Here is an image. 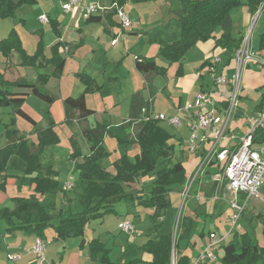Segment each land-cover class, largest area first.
Masks as SVG:
<instances>
[{"label": "trees", "instance_id": "16d2710c", "mask_svg": "<svg viewBox=\"0 0 264 264\" xmlns=\"http://www.w3.org/2000/svg\"><path fill=\"white\" fill-rule=\"evenodd\" d=\"M156 0H107L108 4L123 7L126 3H147ZM171 13L179 20L181 35L178 41L161 47L160 56L169 64L180 63L185 55L199 42L215 40L217 47L236 52L242 43V39L236 40L232 36L231 12L241 6L248 7L251 14H256L260 8L264 13V0H166ZM37 0H0V19L15 17L17 10L24 5H35ZM115 14V12L113 11ZM102 18L98 15L91 16L86 24L100 23ZM54 35L62 38V34L55 22L50 21ZM221 29L219 38L214 35ZM38 34H41L39 32ZM81 43L73 46L78 48ZM66 47L63 42L56 43L52 48V57L46 60L44 45L40 35L37 51L34 55L27 54L22 41L15 30L8 37L0 41V53L5 58H10L13 53L18 54L21 67L40 69L43 65H52L50 72H38L35 82L0 80V107L11 106L15 114L28 123L37 127L39 144L31 142L27 137H17L18 131L7 128L10 144L0 149V189H6L8 180V163L12 156H18L26 165L25 175L19 179L21 186H34L35 194L29 198H12L15 205L13 210L0 209V220H4L9 232L25 231L46 240V230L51 226L52 218L47 209L41 204L36 194L46 195L58 190L59 184L52 179L53 167H43L41 152L45 144L56 143L58 136L52 131L54 120L48 121V128L38 127L37 122L22 109L26 101L27 93H13L11 89L22 88L31 90V94L38 99L53 104L55 97L47 89L50 78L62 76L65 59L59 54L61 48ZM259 50L264 53V33L260 37ZM208 64H203L202 67ZM136 69L144 74L165 75L166 68L157 65L155 58H136ZM78 79L85 87L84 92L76 97H69L64 101L66 121L71 120L72 111H77L79 120L86 121L94 112L86 106L85 96L99 90L95 80L86 74H77ZM259 107L264 109V86L260 89ZM143 109H151L139 94L131 101L130 119L122 125L102 126L82 129V135L91 144L89 156H82L79 148L74 149L72 158L78 161L79 179L86 185L84 195V209L80 213L69 218L62 219L54 228L57 240L82 238L80 248L85 246L84 236L87 226L91 221L103 219L105 216L115 214L114 204L126 201L137 203L147 209H152L150 217L163 218L166 211L172 206L171 194L182 192L188 182V175L183 161L176 157V146L172 143L174 138L169 132L160 126L159 121H145ZM1 122V120H0ZM14 124V123H13ZM137 129L132 136V129ZM114 138L118 145H139V154L131 161L126 155L122 156L114 164L115 172L104 169L99 161L106 158L109 153L103 148L105 136ZM49 136V139H48ZM179 145L183 142L178 140ZM255 144H264V129L257 130L254 136ZM204 156L202 153L201 157ZM220 166L211 162L209 167ZM213 166V167H214ZM208 174H212L208 171ZM153 175L149 197L135 196L126 193L123 184L138 183L144 177ZM264 223V218L259 217ZM163 222V221H162ZM160 226V225H159ZM157 226L156 228L158 229ZM194 227L191 217L180 216L176 234H159L149 238L140 250L152 257L150 264H172V255L177 250L176 264H190L187 255L182 254L178 248V242L187 237ZM245 227V226H244ZM182 233L180 234V231ZM246 231V230H245ZM89 257L92 262L100 264L114 263L109 258L110 251L99 240H92L87 244ZM223 264H264V248L255 240L252 232L235 234L233 239L223 246V256L220 257ZM138 262L131 261L129 264Z\"/></svg>", "mask_w": 264, "mask_h": 264}, {"label": "crops", "instance_id": "0c3cea01", "mask_svg": "<svg viewBox=\"0 0 264 264\" xmlns=\"http://www.w3.org/2000/svg\"><path fill=\"white\" fill-rule=\"evenodd\" d=\"M46 1L47 0H37L35 7H38L39 9H44L45 7H42V4L45 3ZM64 1H63V4H64ZM63 4H62V10H63ZM101 4L109 5L108 3H101ZM129 5L130 4L126 6H129ZM145 5H142V6H145ZM85 6L86 5H83L82 7L78 8L74 12V14L67 13L63 10L64 12L62 13L64 14V17L66 18L64 20L67 21L68 23V27H66L64 31L60 30V26L62 27L64 26V24H63V21L59 19L60 18L59 15L55 14L54 17H51V14L50 15L47 14L48 19L50 21L55 22L59 31L62 33L61 39H58L54 35L53 36L54 38H52L49 43H45V39L47 36L45 35L46 33L43 28H42V33L37 34L36 31L38 30V28L36 29V28L29 27L30 23L29 21L25 19V16H24L26 12V10H24L25 6H22L17 10L14 18L5 19V20L1 19V21H4L6 23L7 27L4 26L5 27L4 30L1 31L0 33V36H1L0 41H1L7 38L9 33L12 30H15L18 33L22 41L24 49L29 55H34L35 52L37 51L38 43L40 42V35H41L42 42L44 45V55L46 57V60L51 59L52 57L51 48L56 43L63 42L66 44V47L61 48L59 50V54L66 61L62 76L60 78H55V77L50 78V80L47 83V89L56 98L55 102L57 101V98H60L59 100L62 101V105L64 107V101L67 98L69 97L74 98L72 86L67 87L64 85L66 77L68 75L73 76V74L74 75L76 74L77 76V74H86L95 80L96 84L99 87V90L94 93L86 94L85 96L86 106L89 110L94 112V115L90 116L86 121H82V120H79L78 113L76 110L72 111L71 113V120L73 121L72 123L78 125L81 132H82V129L86 127L93 129L97 125L116 126V125H122L123 123L128 121L130 119V114H131V101H132V98L136 94H139L142 97V99L146 103H148L153 113L164 114L166 116L177 115L179 113V109L183 108L187 103H193L196 97L199 95V93L204 92V91L213 93L220 107L223 108L226 106L227 99L229 98V95H230L229 91L225 87H215L214 86L213 77L207 71V66L214 60V58L219 57L221 59V64H220L221 73L228 77H231L234 74L235 67H236L235 52L232 53L230 51L217 47L216 41L213 39L207 42H199L185 55V57L181 60L180 63L169 64L165 60V62L159 64L158 61L156 60L158 66L167 69V72L165 75H155V74L144 75L136 69V58L137 57L155 58V57H147V56L138 55L136 52L133 51L136 49L135 45L127 44L131 41L132 37L127 38L126 36L127 35L137 36L139 34H142V32L143 34L150 32L151 34L149 35V39H147L148 43L155 44L156 42L159 45H164L166 44L165 42H171L172 44L173 42L178 41L181 35L180 25L177 24V21H176L178 20L177 16L171 13L170 10H168V8H166L167 15H165L164 17L157 18L156 16L148 15L145 18L146 20H143L144 15L135 17V16H132L129 11L124 9L129 14L132 20V24L130 28H132L133 26L135 27V30L133 28L129 31H126L127 28H123L120 25L119 19L116 17V15L113 12H108L104 15L99 14V17L102 18V21L100 23H93L91 25H87L86 24L87 19H85L82 14L83 7ZM137 7L139 6L138 5L133 6L135 12H136ZM43 14H46V13L42 12L40 13V16ZM263 14L264 13L259 14V12H257L256 14H251L248 7L246 6H241V7L234 9L231 12L233 37H235L234 30H233V26L235 25V23H241L244 29L248 27L250 28L251 24L253 23V20H255L256 17L257 19H259ZM79 15H82V16H80L79 18ZM165 17L173 18L176 21L175 28H172V26L168 24L170 29H172L171 32L168 31L167 21H166L167 19ZM47 24H49V22ZM93 27H97V28H93ZM92 29L97 31L95 35L92 36V38L97 43L101 44V45L98 44L100 45L98 48L94 47L92 49L93 53L100 52L103 48L102 45L108 41L110 42L111 46L113 45L114 48H117L119 46L118 44L119 41L116 44H113V41L118 40L117 37H120V36L122 38L125 37V40H123L122 49L116 50L113 52V56H115V53H116V56H118L117 54L119 53L120 55L118 58L120 59H117V61H114L111 59L108 63L104 61L103 64H96L92 66L93 68H89V70L86 71L85 73L74 71L68 74L69 65L76 63L75 61L79 58L78 53L81 52L83 49H85L88 43V39L90 38V34L88 32L92 31ZM221 34H222L221 29H218L214 35L216 36V38H219ZM27 35H29V40H28ZM24 36H27V39ZM245 36H246L245 34L243 35L240 33L239 39L243 40ZM153 38H154V41H152ZM78 43H81V45L78 46V48L74 49L76 53L72 52L73 46ZM126 48H129V49L126 50ZM159 49H161V47H159ZM259 51L260 50L258 46L257 52ZM159 52L160 51H158V53ZM124 53L126 54L125 56H124ZM129 56L131 58L128 60V63H126L127 62L126 60ZM19 63H20V59H19L18 54L13 53L11 57L8 59V58H5L0 53V75L1 77H3L4 80L10 81V82H15V81L35 82L38 76V72H42V71L50 72L52 70V65L50 63L49 65H45V66L43 65L40 69L21 67ZM206 63L208 65L205 67H202L203 64H206ZM252 68L253 67L246 70L244 74V76H246L245 79H247V74L249 73V70H252ZM259 71H262V70H259ZM256 75L261 76V75H264V73L263 74H258L255 72L252 73V76H256ZM158 77H162V81L157 80ZM75 79H76V82L80 81L78 77ZM76 82L74 85H77ZM245 84L248 85V81L245 82ZM260 84L261 85L259 86L258 91L260 92V96H261L262 91H260V89L264 86V81L261 82ZM122 88L125 89V92L122 91ZM84 89L85 87H83L82 85L78 91V94L80 92L82 94L84 92ZM11 92L28 94V96L26 97V101L24 105L22 106V109L25 113H27L31 118L34 119L35 117L26 107L27 101L31 99V97H35L31 94V90L22 89V88H14V89H11ZM246 98H247V95L244 94V90L241 87V95H240L239 103L241 102L244 103V101H246ZM94 100L96 101V103H92ZM53 104H49V105H53ZM52 111H54V107L49 108V111H48L51 114V116H54ZM259 111H261V108L259 107V102H258L255 106L251 107L250 109L251 117H253L254 114ZM244 112L247 113L246 111L241 110L238 107L235 118L231 120V123H230L231 127L229 128L228 135H227L228 139L224 142L223 147H227L229 149L235 147L237 145V139L242 138L244 135H246L249 129L246 123V120L248 118L247 119L241 118V120H239V118L245 114ZM64 114L66 117L65 109H64ZM179 115L182 118L183 126L181 129H178V130L183 129V131L185 130L186 133L183 131H180V132L171 131L169 129L171 127L167 126L166 124L162 122L160 123V126L163 129H165L167 132H169L171 135H173V137L177 139V142L179 140L180 142H183V144H185L184 141L187 140L188 135H189V129H188L189 114L181 112V114L179 113ZM52 119L54 120V122H56L54 117ZM35 121L37 122V124H39L37 120ZM47 125L48 124L45 123L43 124L41 128L46 129ZM13 129L18 131L17 137L22 136L19 130H17L16 128H13ZM82 138L85 140V144L87 147V150L83 153L82 156L86 157V156H89L91 153V144L86 140V138L81 133V139ZM108 142H110L112 146H114L113 141H111V138L106 135L103 141V148L111 155L113 152L108 148L107 146ZM8 144H10V141L9 143H7V145H5V143L0 144V149L5 148L6 146H8ZM255 145L259 146L262 144H255ZM81 149H82V146H81ZM139 151L140 149L137 145L131 146L130 149L127 148V146L118 147L117 145H115L114 152H119L121 156L119 155V157L113 162V164L117 162L122 156H125V155L131 160L133 156L139 154ZM202 153L203 152H199L195 154L197 157L192 158V159L188 155L186 157L187 159L184 160L183 162L186 172L190 175L191 178H193L196 170L198 169L199 163L201 162L200 157ZM14 156L10 158L9 163H8L7 174L9 178L6 182V189L5 190L0 189V209L8 208L10 210H13L15 208V205L11 201L12 198H15V197L16 198L17 197L18 198H29L30 196L35 194L34 186H21V183L19 180L23 178L25 175V170H26L25 163L20 158H18L20 160V163H19L20 165L19 166L14 165V167L11 168V162L14 159ZM99 164L107 171L114 173V168L112 170V167L106 168L103 166V160H100ZM44 165L43 167H47V165L45 166ZM48 166L53 167V171L51 173L52 179H54L55 181L58 182V184H60L62 172L56 171L57 168L53 165V162H50ZM77 166H78V161L72 163L73 170L76 171ZM209 168L210 167L208 166L204 170V173L199 175L200 177L205 176V177H208L209 179L207 178L204 181L203 178H201L199 183L196 185V188L194 191L196 192V196L194 197H195V201L197 204L193 208V211L195 212V214H198V215H205V216H210L212 218H215V217L217 218L218 216L222 214L221 205L223 204L225 205V207H228V204L225 202L216 203L212 200V196L214 193V185L211 181V177L215 171L213 170L214 172H211V169ZM208 171L211 172L212 174H208ZM76 172L79 173V171H76ZM63 178H64L63 179V186H64L68 184L69 176L68 175L63 176ZM154 179H155L154 176L151 177L152 182ZM141 183L131 184L133 185L132 189H135L132 192L135 196H143L141 191L138 192V189L141 188ZM75 187H76V184H74L73 188L70 190L64 189L62 191L61 188L59 187L58 190L47 193L46 195L36 194V197L40 200L41 204L47 209L48 213L50 214L52 218L51 226L46 230V240H44L45 243L46 242L48 243L47 252H46V258H47L48 264H86L87 262V256H85L86 252H88V257H89V250H88L87 244L90 241H88L85 238V236H84L85 246L83 249H81L80 244L82 242V238H72V239H67L65 241L57 240L56 234L54 232V228L59 225L62 219L69 218L70 216L81 212V209H80L81 207L78 206L79 202L77 201L75 202L74 199L70 198V196L67 195V192L73 190ZM82 187H83L82 194L79 192L78 195L80 196L83 195V198H84L86 185L82 183ZM199 191L206 192V195L203 196L204 201L202 203H198L196 199V197L199 196L198 195ZM182 193L183 191L172 193L175 196H172L171 194V200L172 202H174L173 204L175 205L177 204L175 203L177 200H174L173 197L179 198L181 197ZM58 199H62L64 201L63 203H60L59 205L62 207L68 208L67 213L64 211L65 208H62L60 211L57 210L56 204L58 203ZM259 200L262 203L264 201V197L261 195V193H260ZM117 203L119 202H116L114 206ZM263 205L264 204H262V206ZM72 206H74L75 211H73ZM263 209H264V206H263ZM263 209L261 208V204H258V203L252 208L251 210L253 211L252 217L248 219L250 226L253 225V223L257 221L263 223V221L259 219V217L264 218ZM114 210L116 214L117 210L115 208ZM189 214L190 213H187L185 216L190 217ZM109 216L111 215L105 216L103 219H100L98 221H101V223H104V221ZM135 219L136 217L132 220L133 224H135ZM130 220L131 219L129 218H125L123 221H119L118 225L121 226L123 222L130 221ZM93 222L94 221H91L89 225H92ZM253 227L254 226L250 228H253ZM214 228H217V226L214 225ZM87 229H88V226L86 228V231ZM245 230H246L245 232L250 231L249 229L247 230V228ZM86 231H85V235H86ZM215 231L217 230L210 231L208 233V237L211 232H215ZM218 231H221V230H218ZM181 233H182V230H181ZM203 234H204V230L200 232V235H203ZM37 238H38L37 236L30 234L29 232H25V231L9 232L6 222L4 220H0V250H1V247L3 249V251H1L0 254L4 253V255H7V258L10 254L18 255L16 254V252L25 251L26 254L31 258L30 262L32 264H37L36 257L31 252V249ZM96 239L101 242V236H99L98 238L94 237L93 239H91V241L96 240ZM183 239H188V237H183ZM127 240L131 244L134 243L133 242L134 238L132 239L130 237H127ZM256 240L260 244V246L264 248V239L261 242H259L258 239ZM53 248L57 250L56 255L54 257L48 256L50 254L51 249ZM70 250L72 253H68L70 252ZM182 254L186 255L184 252ZM141 255L142 256L140 258H136L135 260H140L142 264H150L152 257L148 254H145L144 252H141ZM222 256H223V251H222ZM222 256H219V257H222ZM18 261H14V262H18ZM89 261L91 263H94L90 260V257H89Z\"/></svg>", "mask_w": 264, "mask_h": 264}, {"label": "rangeland", "instance_id": "374dc122", "mask_svg": "<svg viewBox=\"0 0 264 264\" xmlns=\"http://www.w3.org/2000/svg\"><path fill=\"white\" fill-rule=\"evenodd\" d=\"M63 1L64 0H47L45 3L42 4V7H45L44 9H39L38 7H35L36 5H24L25 6L24 10H26L24 16H25V19L29 21L30 23L29 27L36 28V29L38 28V30L36 31L37 34L39 32L42 33V28L45 30V33H46L45 35L47 36L45 39V43H49L50 40L54 38L53 37L54 32H53V29L50 23L47 25L40 23V19L42 16L44 15L47 16V14L49 15L51 14V17H54V15L57 14L60 17L59 19L62 20L64 24V26L62 27L60 26V30L64 31V29L68 27L67 21L64 20L66 18L64 17V14L62 13L64 12L62 10ZM92 3L101 4V3H108V2L107 0H81V6L86 5L85 7H87ZM128 4L130 5L126 6ZM136 5H138L139 7L136 8V12H135L133 6H136ZM142 5H145V6H142ZM122 8L129 11L131 15L135 17L144 15L143 20H146L145 18L148 15L156 16L157 18L164 17L165 15H167L166 8H168L169 10V5L166 0H156V1H151L147 3H139V4L128 2ZM42 12H45L46 14H43L40 16V13ZM80 16L82 15H79V18ZM165 18L167 19L165 20L167 21V28L169 32H171L172 29H170L168 24H170L172 28H175L176 21H177V24L180 25L179 20L175 21L173 18H167V17ZM170 19L172 22L170 21ZM4 26L7 27L6 23L4 21H1L0 19V33L1 31L4 30L5 28ZM93 28H97V27H93ZM133 28L135 30V27L133 26L132 28H127L126 31H129ZM233 30H234V36H235L233 38L236 40H239L240 33L243 35L245 34L247 36L249 32H251V50L253 53L257 52L260 37L264 33V14L259 19H257L256 17V19L253 20V23L251 24L250 28L248 27L244 29L241 23H235V25L233 26ZM96 32L97 31L94 29L88 32L90 34L88 43L85 49H83L81 52L78 53L79 58L75 61L76 63L69 65L68 74L74 71L85 73L86 71L89 70V68H93L92 66L96 64H103L104 61L108 63L111 59L114 61H117V59H120L118 58L120 54L118 53L117 54L118 56H116V53H115V56H113V52L116 50L122 49L123 40H125V37H123L124 39L121 36L117 37L118 40H116V42L119 41L118 43L119 46L117 48H114L113 45L111 46L110 42L108 41L104 44L102 43L103 48L100 52L93 53L92 49L94 47L98 48L101 45L100 43H97L92 38V36H94ZM144 34L142 32V34H139L137 36L127 35L126 36L127 38L132 37L131 41L127 44L128 45L134 44L136 49L133 51L136 52L138 55L147 56V57H155L159 64L165 62V59H163V57L160 56V52L158 53V51H160L159 47L169 45L171 44V42H165L166 44L164 45H159L156 42L155 44H150L148 43L147 39H149V35L151 33L147 32ZM27 36L29 40V35ZM27 36H24V37L27 39ZM232 36H233V32H232ZM152 41H154V38ZM127 49L129 48H126V50ZM72 52H75V50L72 49ZM125 55L126 54L124 53V56ZM130 58H131L130 56L127 58L126 63H128V60ZM235 64H236V61H235ZM251 67L253 68L252 70H249V73L247 74V79H245L246 76L244 75H243L244 79L242 77L243 81H242L241 87L244 90V94L247 95V98H246V101H244V103L243 102L239 103L240 102V98H239L238 107L239 109L244 110L247 113L244 112L245 114L241 116L239 120H241V118L247 119L251 117V114H250L251 107L255 106L260 100V92L258 91V88L261 85L260 83L264 81V75L252 76V73L255 72L258 74H263L264 68H259L253 65ZM259 70H262V71H259ZM75 78H77L76 74L75 75L73 74V76L68 75L64 83V85L67 87L72 86L74 98L81 94V92L78 94V91L83 85L82 83H79L80 81L76 82ZM0 79H1V75H0ZM157 80L162 81V77H158ZM247 81H248V85H246L247 83L245 84V82ZM75 82L77 85H74ZM122 91L125 92V89L122 88ZM59 99L60 98H57V101L54 102L53 105H49L35 97H31V99L27 101L26 107L35 117L34 119L39 122L38 124L39 128L42 127L43 124L45 123L48 124V121L54 117L56 121L55 124L56 123L57 124L53 126L52 131L55 133V135L58 136V141L56 143L45 144L41 152V163L49 167L48 165L50 164V162H53V165L57 168L56 171L62 172L61 173L62 175L61 183L59 184V187L61 188L62 191L64 190V186H65V185L63 186V179H64L63 176L68 175L69 176L68 183L70 182V183L76 184V187L73 190L68 191L67 195L70 196V198L74 199L75 202L76 201L79 202L78 206L81 207L80 209L82 211L84 209V198H83V195L80 196L78 194L79 192L82 194V188H83L82 183L83 182L79 179V173L76 172L78 171V167H76V171L72 169V163L77 162V160L72 158V154L74 152V149L79 148L82 151L81 153L83 155V153L87 150V147L85 144V140L83 138L81 139L82 132L79 129V126L72 123L73 122L72 120L66 121V117L64 114L65 108L62 105V101H60ZM92 103H96V101L94 100ZM52 107H54V111H52L54 116H51V114L48 112L49 108H52ZM257 113H255L253 117H255ZM0 120H1L0 122V144L5 143V145H7V143H9L10 141V137L7 135V128L12 129V130H14L13 128H16L17 130L21 132L23 137H28L30 141L34 142L36 145L39 144V137L36 131L37 127H34L32 124L28 123L21 117L19 116L17 117L11 106L0 107ZM48 127L49 126L47 125L46 129ZM169 129L174 132L183 131V129L182 130H178L175 128H169ZM132 130H133L132 136H135L137 129L133 128ZM183 132L186 133L185 130ZM110 138H111V141H113L114 146L115 145H117L118 147L120 146L118 145L117 141L114 138L112 137ZM48 139H49V136H48ZM172 143H174L176 146V157L182 160L183 162L184 160L187 159L186 157L188 155L190 156L191 159L197 157L195 154H191L188 151L186 144L182 143L181 145H179V143L177 142V139L175 138L172 139ZM134 145H137L139 147L138 144H130V145H127V148L130 149V147ZM81 146L83 150L81 149ZM107 146L113 153L111 155L109 154L106 158L102 159L103 166L106 168L112 167V170H113L114 164H115V163L113 164V162L119 157L120 154L119 152H114V146H112L110 142H108ZM135 156H133L131 161H134ZM18 158H19L18 156L16 155L14 156V159L11 162V168H13L14 165L16 166L20 165L19 164L20 160ZM213 166L210 167L209 169H211V172L215 171L214 173H217L218 172L217 166L216 165L214 167ZM207 167L208 166H206V168ZM114 172H115V169H114ZM187 175H188V182L186 186L184 187L183 192H186L187 185L192 180V178L190 177L188 173ZM151 177H153V175H148L147 177L142 178L138 182V183H141V181L143 180L141 183V188L138 189V192L141 191L142 195L145 198L149 197V193L151 191V187H152ZM204 177L197 176L185 200L182 196L179 198L173 197L174 200H177L175 202L177 204L175 205L173 204L174 202H172V206L163 215L162 220L150 217L151 213L153 212L152 209H147L144 206H141L137 203H128L126 201H122V202L117 203L114 206V208L117 210V213L113 216L112 215L109 216L104 221V223H101V221L97 220V221H94L92 225H88L85 238L88 241H91V239H93L94 237L98 238L99 236H101V242L105 244L106 249L110 251L109 253L110 260L114 263L129 264L131 261L135 260L136 258H140L142 256L141 252L143 251H141L139 248L141 245L146 243L149 238H153L159 234H170V233L174 234L178 216L180 219L181 215L185 216L187 213H190L189 216L194 221V227L189 232L187 236L188 239H183V240L180 239V241L178 242V246H179L178 250L182 253L184 252L188 256L190 260V264H197L198 256L203 251V248H205L209 242L208 233L212 230H217V231L221 230L222 232L229 231L228 217L231 213L230 208L225 207V205L222 204L221 205L222 214L218 216L217 218L195 214V212L193 211V208L195 207L197 203L194 197L196 196V192L194 191H195L196 185L199 183L201 178H203L204 181L205 179L208 178V177H205V178ZM131 184H123V187L126 193H132L135 190V189H132L133 185ZM198 193H199L198 194L199 196L202 195L201 197L206 195L205 191H199ZM260 193L264 197L263 188L260 190ZM172 196H175V195L172 194ZM63 202L64 201L62 199H58V203L56 204V208L58 211H60L62 208H65L59 205L60 203H63ZM257 203L261 204V208L263 209L264 205L262 206V204H264V202L262 203L258 198H252L249 201L246 211L243 214L242 223L244 224L245 229L247 228V230L248 229L250 230L249 232H252V235L255 238V240L258 239L259 242H261L264 239V224L257 221V222H254L253 225L250 226L249 220H248L250 219V217H252L253 211L251 210L255 205H257ZM72 209L73 211H75L74 206H72ZM64 211L67 213L68 208H65ZM135 217L136 219H135L134 226H135L136 231H135V236L130 237L132 239L134 238V241H133L134 243L131 244L127 240V237L129 236H127L123 232H120V228H119L120 226L118 225V223L119 221H123L125 218H129L131 219L130 221H132ZM214 225H216L217 228H214ZM157 226H159L158 229L156 228ZM252 226L254 227L250 228ZM202 230H204V234L200 235V232ZM180 234H181V231H180ZM233 237L234 235H231L230 238L224 242L223 246L229 243L233 239ZM47 246H48V243L46 242V248ZM1 251H3L2 247H1L0 252ZM222 251H223V248L220 249L219 256H222ZM56 253H57V250L53 248L51 249L50 254L48 256L54 257ZM68 253H72L71 250ZM16 254L20 255L21 257L20 261L18 262L9 260L7 258V255H4V253L0 254V264H32L30 262L31 258L26 254L25 251H19V252H16ZM85 254H86L85 256H87L86 264H100L99 262L91 263L89 261L88 252H86ZM13 255L15 254H10V256H13ZM176 259H177V250H174L173 255H172V264H176ZM132 264H142V263L140 260H138V262H135ZM211 264H223V263L220 261V259H218L216 262L211 263Z\"/></svg>", "mask_w": 264, "mask_h": 264}, {"label": "built area", "instance_id": "2783aa9c", "mask_svg": "<svg viewBox=\"0 0 264 264\" xmlns=\"http://www.w3.org/2000/svg\"><path fill=\"white\" fill-rule=\"evenodd\" d=\"M82 7L81 0H65L63 10L72 13ZM115 12L123 28H130L132 20L129 14L118 5H106L92 3L83 7V17L85 19L98 14ZM262 8L258 11L261 13ZM42 24H47L49 19L46 15L40 19ZM116 40L113 44H116ZM236 67L231 77L221 73L219 57L207 66V71L212 75L215 87H225L229 91V98L225 107H220L213 93L201 92L193 103H187L181 112L189 114L188 129L189 135L184 141L191 154L203 152L200 157L198 169L192 180L187 185L186 192L182 193L186 199L192 185L200 174L204 173L205 166L215 162L220 166V170L214 173L211 181L214 185L212 200L216 203L225 202L231 210L228 217V232L215 231L209 234V243L198 256L197 264H211L216 262L219 257L220 249L231 235L244 234L245 227L242 217L249 201L252 198L260 199V190L264 188V144L256 146L254 136L259 129H264V109L249 117L246 120L248 131L242 138L237 139V145L231 149L223 147L228 139V131L231 120L235 118L238 109V100L241 95L242 77L247 69L252 65L264 68V55L262 52L253 53L251 50V32L243 39L240 48L235 52ZM144 120H157L175 129L183 126L182 118L179 113L174 116L155 114L151 109H143ZM234 139V137H233ZM74 184L65 185V190L72 189ZM199 203L204 201V197H196ZM183 200V202H184ZM264 202V201H263ZM180 215V213H179ZM161 218L160 220H162ZM179 222V216L175 227V233ZM121 232L129 237L135 236V226L132 221H125L120 226ZM46 243L43 239L37 238L31 249L35 255L37 264H48L46 258ZM20 255L8 256L9 260L18 261Z\"/></svg>", "mask_w": 264, "mask_h": 264}]
</instances>
